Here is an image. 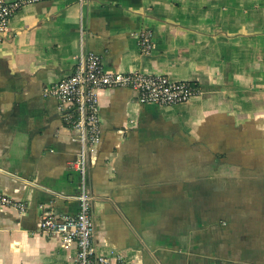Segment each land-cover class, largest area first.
I'll return each instance as SVG.
<instances>
[{"label": "crops", "instance_id": "1", "mask_svg": "<svg viewBox=\"0 0 264 264\" xmlns=\"http://www.w3.org/2000/svg\"><path fill=\"white\" fill-rule=\"evenodd\" d=\"M81 51L106 70L198 90L171 106L99 91L101 139L85 167L95 250L137 264H264V0H46L16 11L0 42V193L26 210L0 204V264H75V242L38 227L79 208L78 146L43 88Z\"/></svg>", "mask_w": 264, "mask_h": 264}, {"label": "built area", "instance_id": "2", "mask_svg": "<svg viewBox=\"0 0 264 264\" xmlns=\"http://www.w3.org/2000/svg\"><path fill=\"white\" fill-rule=\"evenodd\" d=\"M46 0H0V42L9 33V21L22 7ZM81 3L83 0H78ZM152 33L141 29L138 47L142 54L152 49ZM128 88L136 93L139 103L171 106L188 101L198 93L189 81H176L158 73L139 71L106 70L99 55L81 51L72 72L61 80L44 86L43 95L56 100V109L64 125L72 132L78 149L71 166L80 174L79 191L76 195L79 208L74 215L46 213L41 217L38 231L59 236L65 245L75 242V264H137L126 261L120 255H103L95 250L92 197L85 182L86 160L101 139L99 117V91L108 88ZM0 204L25 212L26 206L4 193Z\"/></svg>", "mask_w": 264, "mask_h": 264}]
</instances>
